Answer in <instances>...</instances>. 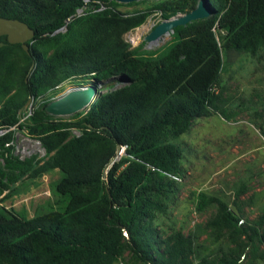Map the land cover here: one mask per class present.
Returning <instances> with one entry per match:
<instances>
[{
  "label": "trees",
  "instance_id": "trees-1",
  "mask_svg": "<svg viewBox=\"0 0 264 264\" xmlns=\"http://www.w3.org/2000/svg\"><path fill=\"white\" fill-rule=\"evenodd\" d=\"M183 1L122 12L115 0H0V17L33 31L27 50L0 35V198L18 180L56 170L54 190L65 199L62 209L31 217L0 207V264H113L124 249L142 264H246L247 253L257 257L264 212L235 216L204 192L196 194V210L214 205L215 212L190 232L161 233L152 224L178 191L181 149L172 140L194 118L225 113L212 91L221 55L264 48V0H206L211 16L175 26L164 53L137 56L123 34L150 12H183L198 0L187 9ZM215 30L223 32L219 40ZM115 79L128 83L99 93L68 119L44 111L66 80L80 87ZM30 99L32 110L21 119ZM11 127L37 140L44 156L12 154Z\"/></svg>",
  "mask_w": 264,
  "mask_h": 264
},
{
  "label": "rangeland",
  "instance_id": "rangeland-1",
  "mask_svg": "<svg viewBox=\"0 0 264 264\" xmlns=\"http://www.w3.org/2000/svg\"><path fill=\"white\" fill-rule=\"evenodd\" d=\"M160 1L164 0H138L120 3L116 8L130 12L148 8ZM188 3L189 0H184L181 7L187 9ZM177 13L180 12L173 14ZM173 14L150 12L141 24L125 32L123 38L131 47L138 46L137 56L160 55L172 43L171 33L163 35L151 45L145 41V35L153 23ZM214 35L219 40L223 32L215 30ZM120 85L111 81L100 86V93ZM73 87H77V82L66 80L51 95L56 97ZM212 91L216 95V104L225 113L211 112L208 116L194 118L188 130L172 140L180 146L182 170L178 179H174L178 186L176 197L168 203L164 212H156L152 219V224L161 233L173 229L188 233L215 212L214 205L202 211L196 210L198 192L227 202L238 214L241 213L242 218L253 219L264 212V48L255 54H222ZM34 102L30 99L26 103L21 111V119L31 112ZM70 116L58 117L68 119ZM12 130V154L19 158L31 154L37 158L44 156V150L37 140L28 137L24 130ZM72 133L78 132L72 130ZM120 156H123V152ZM57 177V171L51 170L34 178L16 181L0 198V207L25 217L62 209L65 199L53 186ZM236 193H239L237 197ZM262 228L264 230V224ZM203 237L205 234L202 233ZM258 254H263V258ZM256 256L250 259L247 253L244 261L246 264H264V243L259 245ZM113 264L142 263L135 261L131 253L124 249Z\"/></svg>",
  "mask_w": 264,
  "mask_h": 264
},
{
  "label": "water",
  "instance_id": "water-1",
  "mask_svg": "<svg viewBox=\"0 0 264 264\" xmlns=\"http://www.w3.org/2000/svg\"><path fill=\"white\" fill-rule=\"evenodd\" d=\"M118 3H130L138 0H115ZM82 9H77L79 14ZM206 0H198L196 5L186 11L173 14L153 24L145 35V41L151 45L165 34L172 32L178 25H185L191 21L208 18L213 14ZM0 35H5L7 42L19 43L23 50H27L25 42L33 36V31L24 22L14 19L0 17ZM127 84L125 79L112 80V84ZM100 93V85L88 84L80 87L67 89L64 93L52 98L44 105V111L52 116L71 115L75 112L86 110L88 105ZM121 154V145L116 146V158ZM231 212L237 216L238 212L233 206H229Z\"/></svg>",
  "mask_w": 264,
  "mask_h": 264
},
{
  "label": "built area",
  "instance_id": "built-area-1",
  "mask_svg": "<svg viewBox=\"0 0 264 264\" xmlns=\"http://www.w3.org/2000/svg\"><path fill=\"white\" fill-rule=\"evenodd\" d=\"M81 11H82V10H81ZM76 12H77V10H76ZM80 13H81V12H80ZM80 13H79V14H80ZM77 14H78V13H77ZM153 24H154V23H153ZM153 24H152V25H153ZM152 25H151V26H152ZM122 152H123V147L121 146V153H122ZM115 158H116V157H115ZM118 158H119V156H118ZM106 171H107V167L103 170V172H102V174H101V179H102V180H105V174H106ZM173 178H174V179H178V177H176V176H173Z\"/></svg>",
  "mask_w": 264,
  "mask_h": 264
},
{
  "label": "bare ground",
  "instance_id": "bare-ground-1",
  "mask_svg": "<svg viewBox=\"0 0 264 264\" xmlns=\"http://www.w3.org/2000/svg\"><path fill=\"white\" fill-rule=\"evenodd\" d=\"M165 35H168V34H165Z\"/></svg>",
  "mask_w": 264,
  "mask_h": 264
}]
</instances>
